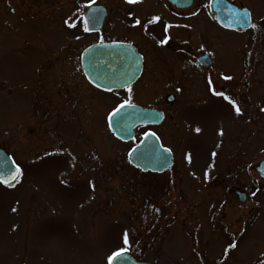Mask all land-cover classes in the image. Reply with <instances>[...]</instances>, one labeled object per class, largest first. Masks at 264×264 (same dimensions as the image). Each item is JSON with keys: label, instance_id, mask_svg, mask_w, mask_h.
Returning <instances> with one entry per match:
<instances>
[{"label": "rangeland", "instance_id": "1", "mask_svg": "<svg viewBox=\"0 0 264 264\" xmlns=\"http://www.w3.org/2000/svg\"><path fill=\"white\" fill-rule=\"evenodd\" d=\"M197 1L199 40L215 46L216 87L229 88L241 111L223 96L182 106L174 137L163 138L175 166L160 176L129 165L132 143L117 141L108 129L111 98L92 125L84 112L75 113L84 127L74 114L53 130L51 116L44 125L31 121L24 86L38 59L52 45L62 54L63 42L78 33L47 29L38 20L42 6L29 8L39 16L31 20L20 15L18 0H0V147L20 168L13 186L0 183V264H108L119 249L152 264H207L199 252L211 264L264 262V181L255 169L264 159V0H237L257 25L246 33L223 29L208 10L210 0ZM89 2L72 0L68 7ZM6 5L17 9L10 19L16 26H2ZM235 188L249 193L246 203L236 199ZM259 205V215L246 213ZM219 219L227 222V243Z\"/></svg>", "mask_w": 264, "mask_h": 264}, {"label": "flooded vegetation", "instance_id": "2", "mask_svg": "<svg viewBox=\"0 0 264 264\" xmlns=\"http://www.w3.org/2000/svg\"><path fill=\"white\" fill-rule=\"evenodd\" d=\"M71 1L18 0L20 6L15 5L20 9V15L31 20L39 16L29 8L34 4L39 5V9L42 6L39 12L35 11L42 15V19L38 20L47 21V29L55 32L68 29L78 33L76 39L63 42L62 54L56 56V49L60 46L54 48L52 45L38 59L30 82L24 86L34 111L31 121L44 125L45 117L51 116L50 127L53 130L56 127L53 123L71 122V114H74L73 122L83 126L75 113L84 112L88 117L86 120L92 125L96 113L102 111L104 99H113L107 117L119 104L129 101L135 107L125 106L123 110L127 111L128 108L131 111L128 117L132 120L137 118V109L153 110L163 119L158 122V115L153 114L146 122H139L141 124L134 129L133 139L125 143H132L129 151L137 147L147 135L155 133L162 146L171 151L173 166L163 172L142 171L134 167L127 157L129 165L144 175L162 176L170 172L175 166V152L164 143L163 138L174 137L177 111L182 106L205 103L211 97L227 96L230 90L216 87L214 42L199 40V2L191 0L189 7H178L168 0H136L135 3L115 0L112 4L94 2L95 5L103 6V10L87 16L95 19L89 24L90 30L85 31L81 16H86L89 8L84 4L71 9L68 7ZM230 1L235 6L244 7L237 0ZM50 5L52 8L48 9ZM15 6H5L8 12L2 26L17 25L10 22L15 17L14 13L17 14ZM49 11H52L51 14ZM154 17H159V20ZM251 21L253 24L252 17ZM165 39L167 43H161ZM49 43L45 45L47 48ZM214 91L224 95H216ZM164 126L169 129L160 134V128ZM259 177L264 181L263 177ZM225 185L227 191V179ZM256 188L260 190L261 186ZM237 191L246 193V203L249 193L235 188L236 199ZM181 202L191 204L187 200ZM222 202L227 209V194ZM256 203L259 204V201ZM190 207L194 206L191 204ZM261 208V205L253 206L246 213L256 212L259 215ZM220 219L216 224L224 230L222 237L227 243V222L222 223ZM197 238L199 244L201 239ZM223 252L227 254V244ZM198 259L202 263L207 259L205 263L211 264L207 252L204 255L199 252Z\"/></svg>", "mask_w": 264, "mask_h": 264}, {"label": "water", "instance_id": "3", "mask_svg": "<svg viewBox=\"0 0 264 264\" xmlns=\"http://www.w3.org/2000/svg\"><path fill=\"white\" fill-rule=\"evenodd\" d=\"M168 1L178 7H189L191 5V0ZM101 10H103L102 6H92L89 8L86 16L95 15ZM210 11L216 21L225 28L241 31H246L251 28L252 22L250 12L246 8L235 6L233 2H229L228 0H211ZM245 13H247V22L243 20ZM128 108H126L127 111L121 109V112L117 116L112 117L111 120L109 119L110 130L114 133L116 138L124 142L131 141L134 137V129L137 125L141 124L139 122H146L153 114L158 115V122L163 120L162 117H160L161 115L153 110L140 109H137V118L132 120L128 117L131 114ZM126 116L128 117L127 119H125ZM128 160L134 167L142 171L163 172L173 166V155L171 151L163 147L159 138L153 135H147L137 147L133 148L128 154ZM17 167L12 157L5 150L0 149V176L6 179L10 178V173L15 172ZM256 171L264 177V160L256 167ZM14 181L15 180L11 181V183ZM237 195L240 202H245V193L237 192ZM112 264L149 263L140 262L129 254H121L120 257L113 260Z\"/></svg>", "mask_w": 264, "mask_h": 264}, {"label": "snow or ice", "instance_id": "4", "mask_svg": "<svg viewBox=\"0 0 264 264\" xmlns=\"http://www.w3.org/2000/svg\"><path fill=\"white\" fill-rule=\"evenodd\" d=\"M94 2H95V0H90V2H89L87 5H85V7L91 8V7H92V4H93ZM128 2H129V3H135L136 0H128ZM81 19H83L84 30H85V31H89V30H90V29H89V24H90V22H92V20L95 19V17H93V18L90 19L89 17H87V16H85V15H82V16H81ZM154 19H155V20H159V17H154ZM243 20H244V22H247V13H245V16H244ZM66 23H67V21H66ZM136 23L139 24L140 21L137 20ZM69 26L71 27V26H74V25H69ZM251 27H252L253 29H256V28H257V25L253 23V24H251ZM161 43H167V39L161 41ZM224 79H231V77H227V76H226V77H224ZM209 84L211 85V80H210V79H209ZM129 91H131V89H129ZM214 94H216V95H224L223 93H217V92H215V91H214ZM224 99H225V100H229V102L233 104V106H234V108H235L237 114L240 113L241 110H240V108H239L238 106H236L235 101L230 100L228 96H224ZM125 106H127V107H135V106L132 105L129 101H124V102H122L121 104H119V105L113 110V112L110 114L109 119L111 120L112 117L117 116V115L121 112V109H123ZM197 131H199V129H197ZM220 134L223 135L222 132H221ZM150 135L155 136V133H150ZM165 151H167V150H165ZM213 156H215V153H213ZM19 173H20V169H19V167H17V168L15 169V172L10 173V178L6 179V178H4L3 176H0V183H5V184H7V185H9V186H13V185L11 184V181L16 180V179H17V175H18ZM124 243H125V244L128 243L127 233L124 234ZM229 247H233V248H234V247H235V244H230ZM123 251H124V249H119V250L113 252V253L108 257V264H112L113 260L116 259V258H118V257H120V256H121V253H122Z\"/></svg>", "mask_w": 264, "mask_h": 264}]
</instances>
